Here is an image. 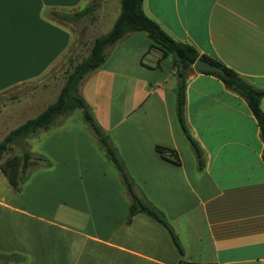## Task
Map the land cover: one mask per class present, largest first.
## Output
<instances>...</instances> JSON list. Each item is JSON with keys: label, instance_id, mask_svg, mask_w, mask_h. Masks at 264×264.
<instances>
[{"label": "crops", "instance_id": "1", "mask_svg": "<svg viewBox=\"0 0 264 264\" xmlns=\"http://www.w3.org/2000/svg\"><path fill=\"white\" fill-rule=\"evenodd\" d=\"M93 2L0 0V94L50 71L74 35L84 36L60 15ZM142 9L173 39L264 89V0H142ZM119 11L103 0L83 40L107 32ZM149 44L135 31L108 46L80 93L135 192L163 214L182 252L148 215L129 218L118 171L84 121H67L36 142L49 165L33 170L20 191H10L0 171V255L11 257L1 264H264V145L254 116L218 77L192 67L183 115L201 150L198 169L176 117L175 68L148 52ZM42 97L27 98L8 116L0 109V140L55 100ZM13 113L32 116L6 128Z\"/></svg>", "mask_w": 264, "mask_h": 264}, {"label": "trees", "instance_id": "2", "mask_svg": "<svg viewBox=\"0 0 264 264\" xmlns=\"http://www.w3.org/2000/svg\"><path fill=\"white\" fill-rule=\"evenodd\" d=\"M119 3L120 11L111 28L104 34L93 38L88 56L77 63L67 74L66 81L60 88L55 100L47 104L46 107L35 116L27 118L9 130L0 140V159L3 152L7 150L8 144L13 142L16 138L34 136L37 134L38 130H50L51 127L55 125L58 115L67 113L74 108L80 109L82 119L87 125L94 141L114 165L120 175L126 192L130 195V202L128 204L129 218L139 212L148 215L167 230L175 248L179 252H182L178 237L171 225L165 220L163 214L135 192L131 178L124 167V163L118 156L116 148L112 145L107 133H105L95 120L89 104L82 95H76L78 84L83 81L87 73L96 69L104 62L106 57L105 51L108 46L130 32H144L150 40L149 48L152 46L157 47L161 52L160 57L171 55L170 59L176 74V117L182 132L193 149L198 169H201L203 166L201 150L196 141L188 133L183 115L186 74L193 70L191 67L193 62L197 58H201L207 62L220 66L224 70L225 76H220L211 71H199L218 77L228 89L244 98L256 120L263 145L264 111L260 107V98L264 96V89L253 86L236 71L223 65L221 62L204 54H199L196 48L191 44L173 39L155 20L144 13L142 9V0H119ZM86 10H88V8L76 11L73 13V16H81ZM60 16L62 19L70 18L69 15L64 14ZM73 92H75V95H73ZM160 152L163 153L161 149ZM37 161H42L44 165H49V160L45 156L41 154L33 155L29 150H24L20 157L14 155L5 159L4 162L0 164V171L5 176L11 188L14 191H20L26 179L27 168L33 163H37ZM0 257L5 260L11 259V257L5 255H0Z\"/></svg>", "mask_w": 264, "mask_h": 264}, {"label": "rangeland", "instance_id": "3", "mask_svg": "<svg viewBox=\"0 0 264 264\" xmlns=\"http://www.w3.org/2000/svg\"><path fill=\"white\" fill-rule=\"evenodd\" d=\"M102 1L103 0H94V2L88 7V10H86L85 13L81 16L75 17L73 16V13L69 14L70 18L66 19V21L68 22L70 27L73 28L72 31H77L79 29V31L80 32L83 31L84 36H86L87 27L89 24L92 23L91 18H94L95 15H96V18L99 17L98 13L96 12L101 10ZM110 1L112 5H115V8H116V4L119 5V8H120L119 0H110ZM103 9L104 8H102V10ZM84 16L86 17L84 18ZM82 17H83V20H81ZM86 18H90V19L86 20ZM85 20H86V23H85ZM74 37L75 38L72 40L69 50L64 55H62V57H60L57 61L54 62L50 71H47L45 75L43 73V76H40L42 78L39 77V79L37 80L22 84L17 87H13L12 89L5 90L3 93L0 94V109H3L2 111H4L6 116L11 115V111H14L16 107L24 105V102L25 103L28 102L27 98L29 97L43 95L42 101L46 103L48 100H51V98H55V96L59 93L60 88L65 83L67 74L73 69V67L77 63H79L82 59L87 57L89 54V48H90V45L93 39L91 41H88V40L84 41L83 37L81 38L79 34L74 35ZM12 41L13 40L9 37L8 39L5 40V42H9V43H11ZM148 52H156L158 57H160L161 55L160 50L155 46L150 47ZM154 58L155 60L150 61L151 63H154L156 61V57ZM167 58L170 59L171 55L167 56ZM81 83L82 81L77 86L76 95L81 94L80 93ZM73 95H75V92H73ZM21 111L24 112V110L22 109L18 110V112H21ZM12 116H13L12 118H9V119L6 118V128H10L17 122L24 120L23 119L25 118L24 116L27 117V116H32V115H27V114L18 115V113L17 114L13 113ZM67 121L69 122L83 121L81 110L78 108H74L73 110L67 113L58 115L56 118L55 125H53L51 128H54L58 126L59 124H62ZM44 135L45 134L43 130H38L37 134L34 136L16 138L13 142L8 144L7 150L3 152L2 157L0 159V164L3 163L5 159L10 158L14 155L20 157L22 151L24 150H29L33 155L40 154L41 152L36 146V142L42 139ZM42 163H43L42 161H37V163L35 162V164L33 163L32 165H30L26 170V178H28L29 175L32 173V171L38 168ZM0 175H2L1 172H0ZM4 181H5L6 187H8L10 191H14L8 185L7 181L6 180ZM4 190L5 189L0 183V191L3 192ZM19 206L27 210L33 208L28 203H23V202H21ZM1 262L2 260L0 257V264Z\"/></svg>", "mask_w": 264, "mask_h": 264}, {"label": "water", "instance_id": "4", "mask_svg": "<svg viewBox=\"0 0 264 264\" xmlns=\"http://www.w3.org/2000/svg\"><path fill=\"white\" fill-rule=\"evenodd\" d=\"M192 67L200 71H211L219 74L220 76H225V72L220 66L207 62L201 58H197L193 62Z\"/></svg>", "mask_w": 264, "mask_h": 264}, {"label": "built area", "instance_id": "5", "mask_svg": "<svg viewBox=\"0 0 264 264\" xmlns=\"http://www.w3.org/2000/svg\"><path fill=\"white\" fill-rule=\"evenodd\" d=\"M165 156L166 157H168V158H172V159H174L173 157H171V155H169L168 153L167 154H165ZM175 160V159H174Z\"/></svg>", "mask_w": 264, "mask_h": 264}]
</instances>
